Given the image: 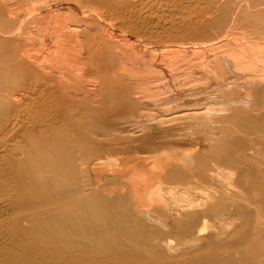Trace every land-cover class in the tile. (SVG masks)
<instances>
[{"label": "bare ground", "instance_id": "bare-ground-1", "mask_svg": "<svg viewBox=\"0 0 264 264\" xmlns=\"http://www.w3.org/2000/svg\"><path fill=\"white\" fill-rule=\"evenodd\" d=\"M0 264H264V0H0Z\"/></svg>", "mask_w": 264, "mask_h": 264}]
</instances>
